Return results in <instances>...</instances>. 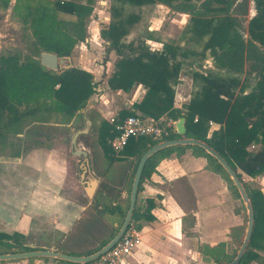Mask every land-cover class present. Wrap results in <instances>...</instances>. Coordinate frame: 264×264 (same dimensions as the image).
<instances>
[{"label": "trees", "instance_id": "1", "mask_svg": "<svg viewBox=\"0 0 264 264\" xmlns=\"http://www.w3.org/2000/svg\"><path fill=\"white\" fill-rule=\"evenodd\" d=\"M109 1V23L99 31L100 38L106 43L103 63L108 61L110 53L116 57L107 87L110 91L124 93L137 85L144 89L138 103L119 109L115 123L137 114L155 121L162 117L175 122L183 119L185 135L181 137L174 129H166V133L162 132L157 137H131L121 151L115 152L110 145L117 135L115 125L102 120L96 142L107 167L115 161L133 158L132 180L139 158L148 149L164 141L188 138L205 143L221 155L241 183L238 170L251 178L263 173L264 0H252L254 14L248 20L246 37L236 17L239 13L247 14L246 4H236V0ZM0 2L3 10H7L10 0ZM94 4L95 0H14L11 13L21 24L24 48L21 52L0 54V151H8L9 148L8 156L16 158L21 150L30 148L17 147L11 142L17 135L24 132V136H27L36 131L35 124L68 125L95 93L98 83L93 81L89 72L68 64L60 65L55 72L43 67L39 61L41 53L54 54L61 60L71 57L75 46L88 36V21L97 17ZM153 4L188 15L183 35L187 36L188 42L200 45V51L182 47L176 41L163 44L160 51L150 50L144 39L127 43L125 38L130 27L139 21V17L135 13H126V8ZM64 16L71 18L65 19ZM187 57L201 62L211 59L216 72L199 65L200 71L197 69L191 74L194 86L188 102L177 108L174 106L176 87L180 83L183 59ZM211 123L220 128L211 132ZM251 145H257L258 150L248 152L247 148ZM186 150L204 158L207 170L218 175L233 198L241 201L225 170L197 146L167 147L149 157L138 191L161 160L172 155L179 156ZM242 185L253 209L254 226L248 247L238 264L255 261L264 264V259L257 253L264 252V194L257 188ZM154 207L151 199L137 203L131 224L140 230L143 222L153 221L151 210ZM114 208L111 207L109 211ZM241 208L244 211L243 225L231 230L232 241L238 247L241 246L247 224L242 201ZM19 236L16 233H0V255L28 252L29 248L20 245L22 237ZM109 241H103L97 250ZM223 248V244L215 248L203 247L205 255H210L215 264H228L236 254L229 256ZM53 261L56 264H74L58 259Z\"/></svg>", "mask_w": 264, "mask_h": 264}, {"label": "crops", "instance_id": "2", "mask_svg": "<svg viewBox=\"0 0 264 264\" xmlns=\"http://www.w3.org/2000/svg\"><path fill=\"white\" fill-rule=\"evenodd\" d=\"M102 1L107 3V0ZM13 3L14 0H10L5 11L8 12L9 9L11 12ZM163 7L156 5V8ZM153 12L144 40L150 50L160 51L163 44L178 39L160 29L162 15L159 11ZM108 14L98 19L99 25L106 26L109 23ZM172 14L174 17L169 25L183 31L188 15L176 12ZM253 14L252 8L249 19ZM91 29L94 27L87 25V33L91 34ZM99 31L97 28L96 34H92L93 39L87 36L85 41L77 44L81 52H76V45L69 59H58L60 65L65 63L89 72L93 81L98 83L86 107L68 125L35 124L36 131L27 136H24V132L17 135L11 142L21 148L30 146L21 150L18 157L13 158L8 156L7 151H0V233L20 235V245L29 248V251H50L71 256L95 253L97 250L84 249L79 243L92 234L97 222L103 224L106 220H103L106 215L101 206L105 195V177H119L121 184L107 186L108 190L118 195L119 201L113 203L115 208L109 211L111 224L104 241H109L112 233L119 229L120 218L124 214V220L128 209L126 183L133 167V158L115 161L107 167L106 173H99L100 164L105 158L96 151L92 153L83 138L93 132L97 145L96 135L101 121L115 118L121 107L130 108L138 103L144 89L137 85L128 93L110 90L104 92L101 87L104 81L98 78L104 68L93 59L95 53L101 52L102 44H106L100 38ZM2 38L3 35L0 34V48ZM207 63L212 66V61ZM179 86L180 84L176 87V93ZM193 86L192 82L190 91L186 93L185 89L181 94L180 105L174 101L175 107L180 108L188 102ZM116 94L124 102L116 112H110V118L105 119L107 107ZM87 120L90 122L88 132L79 135L75 141L77 150L86 152L87 156L84 158L73 154L71 140L75 132L86 128ZM219 128L217 124H210L211 132ZM258 148L257 145H251L247 151L255 152ZM206 166V160L194 155L191 150H186L179 156L172 155L158 163L155 172L144 181L137 194V203L142 204L146 199L154 201L155 207L151 210L154 220L141 224L139 244L123 264H199L207 257L204 246L215 248L220 243H225V246L229 242L234 243L231 230L243 225L241 201L234 199L226 183L207 170ZM237 172L240 173L243 184L249 188H257L264 194V176L251 178L239 170ZM92 180L96 182V186L89 197L87 188ZM200 246L202 249H199ZM262 253L264 252H260L259 256L264 259ZM1 264L56 263L53 258H31ZM251 264L262 263L255 261Z\"/></svg>", "mask_w": 264, "mask_h": 264}, {"label": "rangeland", "instance_id": "3", "mask_svg": "<svg viewBox=\"0 0 264 264\" xmlns=\"http://www.w3.org/2000/svg\"><path fill=\"white\" fill-rule=\"evenodd\" d=\"M107 3L105 4L104 1L102 0H95V4H94V10L96 12L97 17L96 18H91L93 20H89L88 21V26H93L94 29H91V34L88 33V36L91 37L93 39L92 34H96V29L99 28L101 29L102 27H104V25H99L98 23V19L100 17H104L106 16V14H108L107 12H109V7H110V1L107 0ZM250 2V3H249ZM239 3H244L246 4V10H247V14L243 15L241 13L237 14L236 17L237 19L240 21L242 27H243V35L244 37H246V29H247V23H248V19H249V15L252 13V0H236V4ZM251 4V5H250ZM156 5L158 4H153V5H145L142 7H127L125 12L126 13H135L136 15H138L139 17V21L134 24L132 27H130L129 30V34L128 36L125 38V41L128 42H138V41H142L143 39H145L147 32V28L149 27V18H151L152 14L154 13V11H159L162 15V22L160 23V29H162L164 32L167 31V33L169 35H172L173 37L177 38L178 40H176V42L179 43L180 46L188 48V49H192L195 51H200V45H194L193 43H190L187 41V36L183 35V31H179V29L174 26L171 27L170 21L171 19L174 17V15L172 14V11H170L167 7H163V8H156ZM237 9V8H236ZM11 12L8 9V12L3 10V8L1 7V2H0V34L3 35V38L1 39V48H0V54L2 55H8L14 52H21L23 51L24 48V41L22 39L21 36V32H22V27L20 22L16 19L13 18L11 16ZM109 16V14H108ZM65 19H69V17H66ZM100 26V27H99ZM91 35V36H90ZM165 36V35H164ZM174 40H169L168 43L173 42ZM78 46V45H77ZM76 49V52L79 53L81 52V48L80 46H78ZM88 49V48H87ZM105 45L102 44V49L101 52L99 54L95 53V51H93L95 53V56H93V59H96L95 62L99 63L104 69L102 71V73L100 74V76L98 78L102 79L104 81V83L102 84V89H104V92H108L109 89L107 87V79L111 76L112 72L114 71V61L116 59L115 55L110 53L107 57H108V61L104 64L103 63V59L106 56L105 54ZM75 51V50H74ZM184 61V65L181 71V76H180V86L177 88L178 92L176 93V97H175V104L180 105L181 104V94H183L184 90L186 89V93L190 91L191 88V74L196 71L197 69H199V65H201L203 68H208V69H212L214 72H216L215 69L212 68V66H210L207 62L211 61V59H206L203 60L202 62L197 60L196 58L193 57H187L185 59H183ZM61 65H65V63L61 64ZM202 68V70H203ZM246 69V68H245ZM200 71V69L198 70ZM218 74L221 73L220 71H217ZM102 74H104V78L102 77ZM102 80L100 82H102ZM99 82V83H100ZM109 98V97H108ZM112 102L109 103L108 107H107V111L104 115L105 119H108L111 117L110 112L114 111L116 112V109L118 107L121 106V103L124 102L123 98L120 97L119 95H115L114 97H112ZM94 133L91 132L89 133V135H85V137L83 138L84 143L89 146L91 148L92 153H94L95 151L98 152V155H101L102 152L100 150V148L95 145V140H94ZM9 151H7L8 153ZM135 160L133 159V162L131 163V166L134 165ZM120 170V169H119ZM107 172V162L105 160H102V163L100 164L99 167V173H106ZM118 172V170H117ZM132 172V170H131ZM118 174V173H117ZM258 176H264V172L261 173ZM131 174L129 176V179L126 183V192H127V200H129V192H130V187H131ZM110 183V184H109ZM121 184V180L119 177L117 178H112L110 179L109 177H105V179L103 180V185H104V190H105V195L102 201V209L104 214L106 215L103 220H105V222L103 224H99V222H97V227L95 228V230L92 232V234H90V236H88L87 238L83 239V241L81 243H79L80 246H83L84 249H93V250H97L100 245L102 244V242L104 241V238H107L108 233H109V226L111 224V214L109 213V209L112 206L113 203H117L119 201V197L115 192H112L111 190L107 189L108 187H114L119 186ZM249 184V183H248ZM252 184V183H251ZM249 184V185H251ZM117 191V190H116ZM246 213V212H245ZM247 218V217H246ZM2 224H0V228H1ZM115 232V231H114ZM114 232L112 234H114ZM224 245L223 251L225 253H227V255L231 256L232 254H237L238 250L240 247H238L235 243H230L229 245L225 246V243H220L219 245ZM216 246V247H217ZM199 249H202V247L200 246ZM205 252V250H204ZM262 251H257V253L259 254ZM264 254V253H262ZM262 258V256H260ZM199 264H215L212 259H210V255H207V257H205L203 260H201L199 262Z\"/></svg>", "mask_w": 264, "mask_h": 264}, {"label": "water", "instance_id": "4", "mask_svg": "<svg viewBox=\"0 0 264 264\" xmlns=\"http://www.w3.org/2000/svg\"><path fill=\"white\" fill-rule=\"evenodd\" d=\"M39 61L43 67L51 71L56 72L60 68L58 57L54 54L41 53L39 57ZM89 127H90V122L87 120L86 128L82 131L75 132L72 137L71 144L74 149L73 154L76 156H83L84 158H86L87 156L86 152L77 150L75 141L79 135L86 134L89 130ZM175 132L177 133V135L181 137L185 135V127H184L183 119H180L175 123ZM180 145L200 147L207 154L212 156L221 165V167L225 170V172L228 174V176L232 180L233 185L236 187V190L240 195L241 201L243 202L245 209H246V216H247L246 231H245V235L241 243V246L235 258L230 263H228V264H238L243 258L245 251L248 247L250 238L252 236V231H253V226H254V214H253L252 206L243 188L242 183L239 181L235 172L232 170V168L229 166L226 160L221 155H219L216 151H214L211 147L206 145L205 143L195 140V139H188V138H181V139L169 140V141L158 143L157 145L148 149L139 158V161L137 163V166H136V169L133 175L131 187H130L128 209L125 214L124 220L121 224V227L116 233V235L105 246L97 250L95 253L88 255V256H71V255H65V254H60L56 252H50V251H28V252H23V253L1 254L0 264L5 261L31 259V258H53V259H58V260L74 263V264H88L96 260L98 257L103 255L114 244L118 242V240L121 238V236L125 232L126 228L131 223L133 211H134V208L136 206V201H137L139 182L141 179L143 168L148 158L162 149H165L167 147H172V146H180ZM95 186H96V182L94 180L89 182L88 188H87V194L89 197H91V194L93 193L95 189Z\"/></svg>", "mask_w": 264, "mask_h": 264}, {"label": "built area", "instance_id": "5", "mask_svg": "<svg viewBox=\"0 0 264 264\" xmlns=\"http://www.w3.org/2000/svg\"><path fill=\"white\" fill-rule=\"evenodd\" d=\"M164 121V122H163ZM115 125L117 135L111 140V148L115 152L121 151L127 144L129 138L153 135L159 136L166 129L175 130V121L170 119H159L157 121L142 118L138 114L125 118L123 121L115 123V119L109 120ZM140 241V231L133 224H129L125 232L107 252L88 264H123L137 247Z\"/></svg>", "mask_w": 264, "mask_h": 264}]
</instances>
